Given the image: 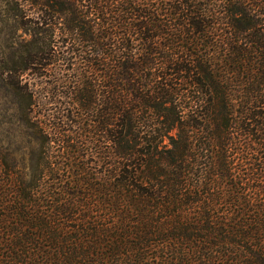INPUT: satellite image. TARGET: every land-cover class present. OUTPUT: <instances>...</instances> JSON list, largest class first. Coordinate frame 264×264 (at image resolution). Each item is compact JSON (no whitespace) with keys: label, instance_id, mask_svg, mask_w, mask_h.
Wrapping results in <instances>:
<instances>
[{"label":"trees","instance_id":"obj_1","mask_svg":"<svg viewBox=\"0 0 264 264\" xmlns=\"http://www.w3.org/2000/svg\"><path fill=\"white\" fill-rule=\"evenodd\" d=\"M1 3L0 264H264V0Z\"/></svg>","mask_w":264,"mask_h":264},{"label":"rangeland","instance_id":"obj_2","mask_svg":"<svg viewBox=\"0 0 264 264\" xmlns=\"http://www.w3.org/2000/svg\"><path fill=\"white\" fill-rule=\"evenodd\" d=\"M2 3L0 0V10ZM11 22L3 20L0 12V68L2 65H10V60L15 57L14 34L11 32ZM19 112L14 103V97L6 86L4 76L0 72V146L6 149L10 159L19 161L21 153L19 147L20 127Z\"/></svg>","mask_w":264,"mask_h":264}]
</instances>
